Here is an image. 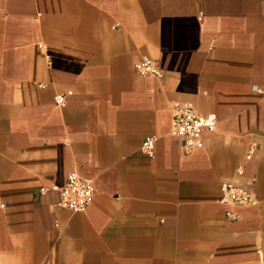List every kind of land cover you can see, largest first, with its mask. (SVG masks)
Returning <instances> with one entry per match:
<instances>
[{
    "label": "crops",
    "instance_id": "crops-1",
    "mask_svg": "<svg viewBox=\"0 0 264 264\" xmlns=\"http://www.w3.org/2000/svg\"><path fill=\"white\" fill-rule=\"evenodd\" d=\"M174 103L215 117L200 148ZM0 264H264V0H0Z\"/></svg>",
    "mask_w": 264,
    "mask_h": 264
},
{
    "label": "built area",
    "instance_id": "built-area-1",
    "mask_svg": "<svg viewBox=\"0 0 264 264\" xmlns=\"http://www.w3.org/2000/svg\"><path fill=\"white\" fill-rule=\"evenodd\" d=\"M134 70L141 75H154L161 77V70L156 61L142 58L134 65ZM61 104V98H56ZM171 134L177 138L181 147L186 152H191L202 146L201 133L203 130H213L216 124L214 116L204 117L191 105L184 103L172 104ZM156 139L147 137L141 145V151L153 156ZM60 194L58 206L71 212H83L92 202L94 187L91 180L80 177L76 173L68 175L65 184L61 187H53ZM222 203H231L245 206L252 204L251 196L231 184L222 186Z\"/></svg>",
    "mask_w": 264,
    "mask_h": 264
}]
</instances>
